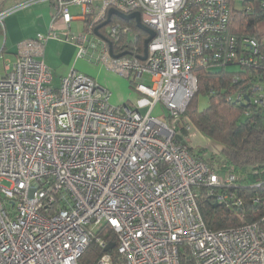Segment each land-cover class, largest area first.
Masks as SVG:
<instances>
[{"label": "built area", "instance_id": "2783aa9c", "mask_svg": "<svg viewBox=\"0 0 264 264\" xmlns=\"http://www.w3.org/2000/svg\"><path fill=\"white\" fill-rule=\"evenodd\" d=\"M44 1L54 6L48 33L22 40L0 76V264H80L93 239L104 250L95 264H264L259 222L212 230L199 205L202 187L221 204L241 205L231 190L235 169L207 162L176 139L177 122L199 92L196 66H237L234 82L244 88L234 100L264 106V37L231 30L233 13L254 5L24 0L0 11V26L8 14ZM110 9L139 12L155 32L145 60V41L140 48V35L118 15L96 33ZM58 19L78 58L133 76L140 95L132 106L114 105L106 87L76 68L55 85L44 57L47 42L61 39ZM79 19L85 29L73 34ZM123 37L129 41L120 46ZM158 106L168 120L154 114ZM108 230L117 241L104 236Z\"/></svg>", "mask_w": 264, "mask_h": 264}, {"label": "trees", "instance_id": "16d2710c", "mask_svg": "<svg viewBox=\"0 0 264 264\" xmlns=\"http://www.w3.org/2000/svg\"><path fill=\"white\" fill-rule=\"evenodd\" d=\"M254 5L252 12L237 11L232 15L231 30L236 34H246L264 37V7L262 0H249ZM116 20L132 26L140 35L137 45L143 48L148 34L138 28L135 20L126 21L119 16ZM127 37L119 43L113 41L114 50L117 45H124ZM119 51V50H118ZM222 66V65H220ZM224 67V66H223ZM213 71L210 68L196 66L194 73L199 79V92L195 95L187 110L177 122V141L186 145L198 157L222 167H233L239 171L235 190L242 204H221L215 200L204 187L200 189L199 205L209 229L220 230L228 227H238L245 223L259 222L264 229V106L241 105L232 95L244 88L241 80L234 82L236 75L242 74L233 70ZM207 94L210 103L202 110L197 107L199 94ZM191 124L205 136L222 146L221 157L207 156L204 149L196 151L189 143L187 126ZM179 131V130H178ZM214 159L217 160L214 162ZM225 190L219 189V192ZM109 240L117 241L111 231L104 234ZM103 248L93 239L80 259V264H95Z\"/></svg>", "mask_w": 264, "mask_h": 264}, {"label": "crops", "instance_id": "0c3cea01", "mask_svg": "<svg viewBox=\"0 0 264 264\" xmlns=\"http://www.w3.org/2000/svg\"><path fill=\"white\" fill-rule=\"evenodd\" d=\"M22 1L24 0H0V11L7 10ZM53 11L54 6L50 2H36L25 8L19 9L4 19L3 24L0 26V34L5 35V42L1 47L0 52L5 53L6 51H9L15 55L12 61L13 63H10V68L16 61L18 44L22 40L33 37L38 33H48ZM48 46H50L53 51L58 53V55H55L54 53V55L50 54V56L46 57ZM44 59L45 62L54 70L55 85H59L61 78L68 74L72 68H76L91 75L98 82H100V84L106 87L111 92V95L113 93V89H117L121 85L119 78L116 76L117 72L109 69L106 65L99 63L96 59H90L87 57L78 58L77 47L73 43L63 40L50 39L46 44ZM130 80L132 87L135 88V80L133 79V76L130 77ZM136 92L139 97L140 93H138L137 90ZM138 97H134V99H137ZM129 98L130 97H127L126 93L122 90L120 94L116 96L115 102L118 105L131 106L134 103H131ZM191 131L189 133V137L193 140L196 139V141L201 142V144L207 140L204 138V134L198 129H195L192 132ZM208 156H210V154H208Z\"/></svg>", "mask_w": 264, "mask_h": 264}, {"label": "rangeland", "instance_id": "374dc122", "mask_svg": "<svg viewBox=\"0 0 264 264\" xmlns=\"http://www.w3.org/2000/svg\"><path fill=\"white\" fill-rule=\"evenodd\" d=\"M9 9V8H8ZM71 11L76 13L77 11H79V8L78 7H74V6H71ZM8 16H10V14H8L7 16H5L4 19H6ZM66 28V25L61 21V19H58L55 24H54V30H56L58 33H59V36L61 39H54V40H64V34H63V31L65 30ZM85 29V23H84V20H75L72 24V28L70 30L71 33L73 34H79L81 32H83ZM47 34V33H45ZM5 42V35L3 34H0V50H1V47L3 46ZM67 42V41H66ZM8 45H9V42H8ZM58 55V53H56L55 51H53L51 49L50 46H48V49H47V52H46V57L50 56V54H53L54 55ZM15 55L13 53H10L9 51H6L5 53L3 52H0V76L3 75V73H5V67L6 65H10V63L12 64L13 62V59H14ZM211 70L213 71H223L224 70V67L223 66H212V67H209ZM237 68V66H228L226 70H233ZM116 76L119 78V81L121 82V85L119 86V88L117 89H113V93H112V96H111V102L114 104V105H118L115 101L116 99V96L120 94V92L123 90L125 93H126V96L127 97H130L129 100L131 101V103H134V101L136 99H134V97H138L137 96V92H136V87H132L131 85V80L130 78H128L127 76H124L120 73H117ZM100 83V82H99ZM147 83L149 84V80L147 81ZM135 86V85H134ZM210 103V97L209 95L207 94H199V96L197 97V101H196V104H197V107L202 110L204 108H206L208 106V104ZM133 105V104H132ZM131 105V106H132ZM149 108H144L142 109V113L145 114L147 113ZM155 115L157 116H160L162 119L164 120H168V111L166 109H164L163 112H161V109L160 107L158 106L154 112ZM191 125V124H189ZM179 130V133H180V129ZM195 130L194 129V126H192V131ZM191 131V132H192ZM204 138H206L208 142L204 141L202 142H198L195 140H193L192 138H190L188 136V139H189V143L191 144L192 147H194L195 149H197L196 151H199V149H204L205 150V154H210L212 157L214 155H216V153L219 155L218 157H221V154H222V146L218 143H215L214 141H212L210 138H208L207 136L203 135ZM208 156V155H207ZM216 158V157H215ZM217 161L214 159V162ZM237 174H239V171H235ZM2 184L4 185H9V182L4 180L2 181Z\"/></svg>", "mask_w": 264, "mask_h": 264}, {"label": "water", "instance_id": "95a60500", "mask_svg": "<svg viewBox=\"0 0 264 264\" xmlns=\"http://www.w3.org/2000/svg\"><path fill=\"white\" fill-rule=\"evenodd\" d=\"M113 14L118 15L120 18H122V19H124L126 21L135 20L137 27L142 29L143 31H145V32H147L149 34V37L146 38V40H145V54H144V56H140V58L142 60H145L147 58L149 42L155 36V32L151 28L147 27L146 25H144L142 23L141 14L139 12H134V13H131V14H124V13H121V12L117 11L116 9H110L108 19L105 22H103L100 26H98V28L96 29V33L98 34V31H99L100 27H103V26L107 25L108 23H110L111 16ZM110 45H112V44H110ZM111 51H112V46H111ZM121 55H124V54H120V55H118V57L121 56ZM113 247H114V243H111V244H109L106 247L105 250H110Z\"/></svg>", "mask_w": 264, "mask_h": 264}]
</instances>
